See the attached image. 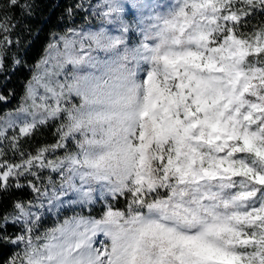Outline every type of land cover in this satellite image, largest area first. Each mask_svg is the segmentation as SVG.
Returning <instances> with one entry per match:
<instances>
[{
  "label": "snow or ice",
  "instance_id": "snow-or-ice-1",
  "mask_svg": "<svg viewBox=\"0 0 264 264\" xmlns=\"http://www.w3.org/2000/svg\"><path fill=\"white\" fill-rule=\"evenodd\" d=\"M9 3L31 15V4ZM105 8L120 34L54 32L24 102L0 116V143L21 157L0 159V193L46 169L61 177L59 187L29 180L34 200L0 217V243L21 248L8 264H264V25L241 31L264 0H177L134 46L119 0ZM15 27L0 19V75ZM56 120V143L21 151L22 138ZM97 191L124 197L127 210L106 203L100 219L38 233L45 211L94 205Z\"/></svg>",
  "mask_w": 264,
  "mask_h": 264
},
{
  "label": "trees",
  "instance_id": "trees-1",
  "mask_svg": "<svg viewBox=\"0 0 264 264\" xmlns=\"http://www.w3.org/2000/svg\"><path fill=\"white\" fill-rule=\"evenodd\" d=\"M21 3L31 4V15L22 12L19 6L12 7L9 0H0V19L4 16L12 18V23L16 24V27L11 33V39L18 41V43L10 46L5 53L6 72L0 75V94L6 96L7 99L0 101V116L7 112L15 113L24 102L25 84L32 76L31 68L44 55L46 46L49 44L54 32L63 33L68 27L80 31L84 26L101 24L107 21L106 18H103L106 9L105 4L108 3L107 0H21ZM76 4H82L83 7L75 9L74 14L68 16L66 10L70 7L74 8ZM161 5L163 6L164 3ZM161 5L160 8L156 9V13L159 15L167 14L168 11L162 9ZM173 7V5H170L169 11ZM139 17L144 29L152 24L151 21L145 20L142 16ZM260 25H264V15L257 13L248 19L246 24L242 25L241 31L249 33ZM152 42L151 40L148 41V43ZM14 59H21L23 65L14 69ZM58 125V121L49 122L44 126H40L31 137L22 138L20 140L21 151L35 155L37 149L56 143L55 133ZM7 135L11 137L9 133ZM0 149H3L5 153L0 159L7 160L9 163H19L21 157L19 153H14L8 141L0 143ZM72 150H75L74 146ZM63 155V150H58L56 153H49L48 158L54 160L57 156L62 157ZM49 178L59 187L61 183L60 175L46 169L40 172L39 180H35L33 177H21L20 183L25 187L20 189L13 187L7 193H0V217L13 211L12 206L16 200H34L35 194L27 187L29 180L48 186ZM49 190H51L50 187ZM95 196L97 202L91 206H65L58 213L45 211L38 233L42 234L47 229L55 228L57 224H62L65 219L74 217L75 214L100 219L105 211L104 206L106 203L111 204L114 210H127V200L124 197L112 198L108 196L105 198L103 192L100 195L95 194ZM47 207L45 201V209ZM20 227L19 224L12 225L9 223L7 233L14 237L20 234ZM20 250L21 248L15 245L0 243V264H4L6 261L8 264L11 257Z\"/></svg>",
  "mask_w": 264,
  "mask_h": 264
},
{
  "label": "rangeland",
  "instance_id": "rangeland-1",
  "mask_svg": "<svg viewBox=\"0 0 264 264\" xmlns=\"http://www.w3.org/2000/svg\"><path fill=\"white\" fill-rule=\"evenodd\" d=\"M107 1L109 2V0ZM119 2L123 6L122 17L130 27V31L128 33L129 44L130 46H134L144 38V27L139 16H142L147 21H151V23H155V20L152 18L157 14L156 9L160 8V5L164 3L163 6L161 5L162 9H166L167 11H169V6H174L177 3V0H119ZM140 5H143V7H140ZM105 11H107V9H105ZM100 28H104L113 35H119L120 21L115 18H112L111 20L107 19L106 22H103L101 24L84 26L80 29V31H98ZM141 75H143V73ZM74 102L77 104L79 103L78 99ZM56 121H58L59 123L61 122L60 120ZM16 131L18 132V129H16ZM8 133L10 134V136H12L13 130L9 129ZM96 194L100 195L101 192L97 191ZM75 216L83 215L75 214ZM96 239L103 240L104 237L102 234H100ZM4 264H7V261Z\"/></svg>",
  "mask_w": 264,
  "mask_h": 264
}]
</instances>
